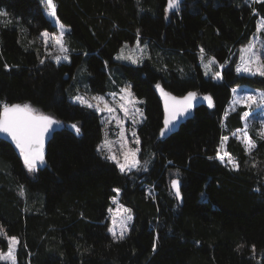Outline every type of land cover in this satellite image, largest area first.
<instances>
[{
  "label": "trees",
  "instance_id": "16d2710c",
  "mask_svg": "<svg viewBox=\"0 0 264 264\" xmlns=\"http://www.w3.org/2000/svg\"><path fill=\"white\" fill-rule=\"evenodd\" d=\"M54 3L57 19L69 28L64 37L69 62L44 55L39 34L55 33L56 27L40 0H0V10L8 14L0 17V101L27 103L65 123L34 173L0 139V227L19 238L16 264H264V138L250 131L256 148L248 155L229 136L242 127L244 108L223 118L233 86L264 91V77L235 72L236 50L264 16V0L249 5L186 0L178 12L167 14L166 0ZM138 37L149 50L143 63L116 62L120 47ZM201 48L223 65L221 81L204 77ZM81 65L82 76H75ZM110 71L143 101L140 167L127 174L96 151L102 139L99 115L68 99L75 77L91 94H104ZM157 84L175 96L208 94L213 108L198 106L162 138ZM222 136L229 137L225 150L238 170L215 159ZM172 179L181 182V203L170 189ZM116 188L120 204L133 215L122 240L107 229ZM6 244L0 237V250Z\"/></svg>",
  "mask_w": 264,
  "mask_h": 264
},
{
  "label": "snow or ice",
  "instance_id": "6c2138e0",
  "mask_svg": "<svg viewBox=\"0 0 264 264\" xmlns=\"http://www.w3.org/2000/svg\"><path fill=\"white\" fill-rule=\"evenodd\" d=\"M40 3L44 6L45 15L53 19L54 25L58 29V34L49 33L47 31L41 32L40 38L43 39L46 54L53 58L57 63L61 60L67 61L69 59L70 49L67 47L64 37L65 28L64 25L60 23L57 19L56 4L54 0H40ZM181 8V0H167V5L165 7V13L170 11H179ZM8 14L0 10V17H6ZM11 23V20L8 21ZM264 30V21L257 24V33ZM262 46L257 47V43ZM128 48L127 45L120 49L119 54L115 57L117 60L129 61L132 64L141 63L144 56L146 55L147 45L141 46L139 37L135 46L130 50L129 54H125V49ZM50 49H55L58 54L53 55ZM139 51V55H136ZM239 61L236 64L237 73H246L249 75H259L264 77V40L260 37L254 36L249 42L242 46L239 50ZM205 55V50L200 49V57L203 61ZM44 63L43 60L40 61ZM216 63L214 57L208 58V63L204 64L205 69H211V66ZM7 67V65L5 66ZM223 67V65H220ZM207 74V72H206ZM213 79H222L220 72H215ZM156 88L161 92L162 96L165 97V119L164 128L161 129V136L165 135L166 131L171 125L177 120L178 117L183 116L192 107V102L197 99V95L194 92H189L187 96L182 99H177L176 97L170 96L165 93L159 84ZM236 89H233L235 92ZM109 95L113 98L110 103L103 96H93L92 101H96L93 104L90 100L86 99L85 96L77 95L73 97V101L79 103L81 106L94 109L98 113H106L108 119L106 123H111L115 120L117 126L119 127L118 138L121 144L119 154L113 151V142L106 138L100 144L97 145L96 151L101 154V156L115 164L122 174H127L132 170H139L140 161L137 159V154L140 151L139 144L140 140L137 137L135 130L131 131V136L134 139V143L137 145L135 148L127 147L128 140L125 136L127 131L123 127V119L116 115L117 108L119 111L123 112L124 118L131 119L133 124L139 122L143 117V111L136 107V104L143 103V101L138 100L132 90L131 86L128 85L117 92H111ZM173 101L171 110L169 109L168 101ZM203 100L208 102V107H213V101L211 96H204ZM101 104L103 107H101ZM234 105L241 104L248 109L253 107L264 108V93L261 94H247L243 97H238L237 100L233 101ZM235 111V107L233 108ZM169 112L171 114H169ZM249 117V112H243L241 115V120L244 122L243 128L237 129L233 132V137L240 141L244 145V151L246 154L251 155L253 150L256 148L255 142L252 140L247 129L249 127L247 120ZM50 116L43 115L39 113L36 109L32 108L31 105L19 104V103H8L6 101H0V133L4 134L7 138H10L11 142L15 145L16 149L19 150L20 156L23 160L24 167L28 172L34 173L37 171L39 165L44 164V138L45 134L53 127V125L58 124ZM77 133L80 132V128L73 124L71 125ZM261 138H264V126L259 132ZM229 139L228 136L221 137V145L216 150L215 159L219 160L221 163H225V157H227V165H230L233 169L238 170L239 164L237 161L231 158V155L225 151L221 154V148L224 147V142ZM213 159V157H209ZM147 171V169H144ZM180 181L178 179H172L170 186L174 190L176 198L179 199L181 196ZM117 195L120 193V189H113ZM20 195H24L23 186H21ZM115 202V201H114ZM111 215V226L108 227V232L112 235L113 239H124L125 234L128 232L129 224L132 220L130 209L123 208L122 205L117 206V212H122L123 215L117 220V212H114L112 208L108 209ZM119 231V234L117 233ZM0 237H2L7 242V252L0 251V261L9 262V264H16V252L20 245L18 237L8 236L3 227H0ZM198 243V242H197ZM156 244L153 242V250H155ZM253 251H255V246H253Z\"/></svg>",
  "mask_w": 264,
  "mask_h": 264
},
{
  "label": "rangeland",
  "instance_id": "374dc122",
  "mask_svg": "<svg viewBox=\"0 0 264 264\" xmlns=\"http://www.w3.org/2000/svg\"><path fill=\"white\" fill-rule=\"evenodd\" d=\"M229 1H231V2H234V3H237V1H240V2H242V3H244V4H252L253 2H257V1H260V0H229ZM43 11H44V6H43ZM44 14H45V11H44ZM48 19H49V21H51V23L54 25V21H53V19H51V18H49L47 15H45ZM261 21H264V16H258V18H257V21H256V27H255V29H254V32L250 35V37H248V40L245 42V43H243L242 45H240L239 46V48L236 50L237 51V58H236V61H235V63L237 64V62L239 61V55H240V52H239V50H240V48L242 47V46H244V45H246L248 42H249V40L250 39H252L254 36H259L260 37V39L261 40H264V30H262L260 33H257V24L259 23V22H261ZM55 26V25H54ZM56 27V26H55ZM64 28H65V32L66 31H69V28H67V27H65L64 26ZM56 34H58V29H57V27H56V32H55ZM40 42H41V44H42V46L44 47V43H43V39L42 38H40ZM136 42H137V40L136 41H134L133 43H131V44H129V43H124L121 47H120V49L123 47V46H125V45H127L128 46V48H126L125 49V54H129V52H130V50L135 46V44H136ZM140 44H141V46H143V45H147V43L146 42H140ZM262 45L258 42L257 43V47L259 48V47H261ZM52 52H53V55H56V54H58L57 53V51L55 50V49H50ZM146 55L144 56V58H143V60H142V62L141 63H143V61H144V59L149 55L148 53H149V50H148V47L146 48ZM119 52H120V50H119ZM119 52L116 54V55H114V60L116 61V62H119V63H123V64H128V65H133V66H137V65H140L141 63H138V64H132L131 62H129V61H122V60H117V59H115V57L119 54ZM44 55H45V57L47 56V57H50V56H48L47 54H46V50H45V47H44ZM136 55H139V51H137V53H136ZM208 58L209 57H205L204 56V59H203V61L201 60V57L199 56V65L201 66V68H202V70H203V74H204V77H213L214 76V74H215V72H220V66L218 65V64H213L212 66H211V69L209 70V69H205L204 68V64H206V63H208ZM52 60L55 62V63H57L53 58H52ZM61 62H69V59L67 60V61H65V60H61L59 63H61ZM216 67H218L217 69H216ZM81 69H83V65H81L79 68H77V69H75L76 71H75V73H76V75L75 76H82V72H83V70H81ZM219 69V70H218ZM206 72H207V74H206ZM235 72H236V65H235ZM221 73V72H220ZM236 75H245V76H254V75H249V74H246V73H237L236 72ZM108 81H109V83H110V86H109V88H108V91L107 92H105L104 94H99V96H103L107 101H109L110 103L112 102V97L109 95V93H111V92H117V93H119V90L121 89V88H124V87H126V86H128V85H130L129 83H124L125 81L124 80H117L116 78H115V74L113 73V72H111L110 71V73L108 74ZM73 79H74V77H73ZM214 81H216V82H219V81H221V79H213ZM82 80H81V78L79 79V80H77V78L75 77V80H72L71 82V85L69 86V90H71V92L73 91V93H72V95H68L69 97H68V99L71 101V102H73V103H76V104H79V103H77V102H74L73 101V97H75V96H77V95H81V96H85L86 97V99H88V100H90L93 104H95L96 103V101H92L91 100V98L93 97V96H97L98 94H91V92L87 89V87L85 86V84H83V82H81ZM117 81H119V83L120 84H117L116 82ZM114 85H116V86H114ZM114 86V87H113ZM118 86V87H117ZM116 87V89H114ZM233 89H236V91L235 92H233ZM132 90V89H131ZM261 93H264V91H262V90H258V89H252V88H250V87H247V86H245V85H238V86H233L232 88H231V91H230V99L228 100V103H227V105H226V107H225V110H224V115H223V118H225L228 114H230V112H232L233 113V108L235 107V111L238 109V108H244L243 109V111H241L242 113L243 112H249V117H248V120H247V123H248V125H249V127H248V129H247V131H248V133H249V135H250V131L251 130H253V131H257L258 132V134H259V132L262 130V126H264V108H258V107H253L252 109H248V108H246V107H244L243 105H241V104H237V105H234L233 104V101H235V100H237V98L238 97H243L244 95H247V94H261ZM134 94V93H133ZM135 96V95H134ZM136 97V96H135ZM137 98V97H136ZM138 100H140V101H142L141 99H139V98H137ZM80 105V104H79ZM101 107H103V105L101 104ZM136 107L137 108H139V109H141L142 111H143V109H142V104L141 103H138V104H136ZM90 109V108H89ZM92 111H94V112H96L94 109H91ZM98 115H99V117L98 118H100V122H101V124H102V139H101V141H99L98 142V144H100L102 141H104L105 140V138H106V134H107V139L108 140H110V141H112L113 142V151H116L117 152V154H119V151H120V148H121V144H120V142H119V138H118V133H119V127L117 126V124H116V122H115V120H113L111 123H106V121H107V119H108V116H107V114L106 113H98V112H96ZM116 115H118L119 117H121L122 119H123V127L127 130L126 132H125V136L127 137V140H128V145H127V147H130V148H135L137 145L134 143V139L135 138H133L132 136H131V131L134 129L135 130V132H136V134H137V137L139 138V136H138V129L137 128H139V125L142 123V121H143V119H144V116L139 120V122H137L136 124H133L132 123V121H131V119H127V118H124V114H123V112H121V111H119V109L117 108V111H116ZM144 115V114H143ZM242 115V114H241ZM241 122H242V127L241 128H243V125H244V122L241 120ZM71 125H73V124H67L66 125V127H69L70 129H72L73 131H75V129H73L72 127H71ZM236 131V130H235ZM233 132L229 135V136H231L232 138H234L233 137ZM221 138V137H220ZM235 139V138H234ZM139 140H140V138H139ZM236 141H238L237 139H235ZM228 141V140H227ZM227 141H225L224 142V147L223 148H221L220 150H221V154H223L226 150V145H227ZM238 142H240V141H238ZM241 143V142H240ZM242 144V143H241ZM220 145H221V140H220V142H219V147H220ZM242 149H244V145L242 144ZM139 148H140V144H139ZM217 150V149H216ZM140 152V151H139ZM98 155H101L100 153H98ZM231 158L232 159H234L232 156H231ZM137 159L139 160V154H137ZM235 160V159H234ZM219 161V160H218ZM227 157H225V163H221L220 161H219V163H221V164H223V165H225V166H227L228 168H230V169H233L230 165H227ZM111 163H113V162H111ZM114 164V163H113ZM147 165V162H144L143 163V165L142 166H146ZM114 166H115V164H114ZM116 167V166H115ZM119 170V169H118ZM149 192V191H148ZM119 195H120V193H119ZM119 195H117L115 192H114V195H112L111 197H110V203H109V208H112L113 209V211L114 212H117V206L118 205H122V204H120L121 202H120V197H119ZM115 201V202H114ZM123 206V205H122ZM108 208V209H109ZM123 208H127V207H125V206H123ZM128 209V208H127ZM121 215H123V213L122 212H117V220H119V218H120V216ZM131 216H132V218H133V215H132V212H131ZM106 217L108 218V221H109V226L108 227H110L111 226V215H110V213L108 212V215H106ZM131 222H132V220H131ZM131 222H130V224H129V226L131 225ZM108 229V228H107ZM128 232H129V227H128ZM128 232L125 234V236L128 234ZM117 233L119 234V231L117 230ZM7 245V244H6ZM0 251H2V250H0ZM2 252H7V248H6V250L5 251H2ZM2 262H5V263H7V264H9V262H6V261H2Z\"/></svg>",
  "mask_w": 264,
  "mask_h": 264
},
{
  "label": "water",
  "instance_id": "95a60500",
  "mask_svg": "<svg viewBox=\"0 0 264 264\" xmlns=\"http://www.w3.org/2000/svg\"><path fill=\"white\" fill-rule=\"evenodd\" d=\"M183 2H186V0H181V6L183 5V4H182ZM166 5H167V0H166L165 7H166ZM176 12H178V11H170L169 13H176ZM160 87L163 89L162 85H160ZM163 90H164V89H163ZM154 91H156V94H157L159 100L161 101L160 103L162 104V110H163V114H162V116H163V120H162V126H161V129H162V128H164V119H165V115H166V113H165V97L162 96L161 92H160L157 88H156ZM164 92H165V93H168V92H166V91H164ZM190 92H194V91H190ZM188 93H189V92H188ZM188 93H186V94H184V95H182V96H175V95L171 94V92L168 93V94H169L170 96L176 97V98L179 100V99H182L183 97L187 96ZM194 93H195V92H194ZM196 95H197V94H196ZM204 96H210V95H208V94L197 95V99L194 100V101L192 102V107H191V109H190L188 112H186L183 116L178 117L177 120L174 122V124L171 125L170 128L166 131L165 135H163V136H161V137H162V138H166V137L169 136L170 134H172V133H174L175 131H177V129L179 128L178 126H180L183 122H185L186 120H188V119H190V118L192 117V115H193L192 113H194V110H195L198 106L204 105V106H206L207 108H209V107H208V102H207L206 100H203V97H204ZM168 103H169V109L171 110V107H172V105H173L174 102L171 101V100H169ZM212 108H213V107H211V108H209V109H212ZM169 114H171V113L169 112ZM43 115H47V114H43ZM47 116H49V115H47ZM50 117H52V116H50ZM52 118L55 119L56 121H59V123L56 124V125H53V127L49 130V132L45 134V138H44V156H46V153H47V147H48L47 144H49V142H50V140L52 139L53 135L56 133V131L65 128V124H64V122H62V121H60V120H57V119L54 118V117H52ZM160 132H161V130H160ZM160 135H161V134H160ZM0 139L3 140V141H5L6 143H8L11 147H13V149H14V150L18 153V155L20 156L19 150L16 149L15 145L11 142L10 138H7L4 134L0 133ZM20 158H21V156H20ZM21 159H22V158H21ZM44 160H45V157H44ZM39 166H40V165H39ZM39 166H38V167H39ZM37 169H38V168H37ZM170 187H171V186H170ZM170 189H171V191H172L174 197H176L174 190H172V188H170ZM180 200H181V197H180L179 199H177V201H178L179 203H181Z\"/></svg>",
  "mask_w": 264,
  "mask_h": 264
},
{
  "label": "bare ground",
  "instance_id": "6f19581e",
  "mask_svg": "<svg viewBox=\"0 0 264 264\" xmlns=\"http://www.w3.org/2000/svg\"><path fill=\"white\" fill-rule=\"evenodd\" d=\"M184 3V2H183ZM156 89V88H155ZM61 121V120H60ZM63 122V121H62ZM65 124V123H64Z\"/></svg>",
  "mask_w": 264,
  "mask_h": 264
}]
</instances>
